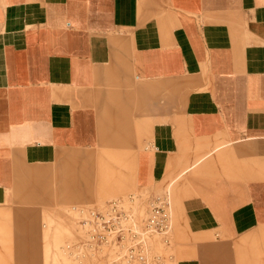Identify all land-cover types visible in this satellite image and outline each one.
<instances>
[{
    "label": "crops",
    "instance_id": "0c3cea01",
    "mask_svg": "<svg viewBox=\"0 0 264 264\" xmlns=\"http://www.w3.org/2000/svg\"><path fill=\"white\" fill-rule=\"evenodd\" d=\"M117 124L111 163H132L137 189L170 187L174 207L188 174L176 204L191 233L264 235V0H0V204L3 171L16 183L20 164L99 146ZM217 174L234 193L215 194Z\"/></svg>",
    "mask_w": 264,
    "mask_h": 264
},
{
    "label": "rangeland",
    "instance_id": "374dc122",
    "mask_svg": "<svg viewBox=\"0 0 264 264\" xmlns=\"http://www.w3.org/2000/svg\"><path fill=\"white\" fill-rule=\"evenodd\" d=\"M154 84L159 102H164V83L154 81ZM111 129V133L104 136L115 137L112 140L108 138L99 146L73 150L55 164H20L16 183L6 180L7 173L2 172V183L12 186L7 202L0 204V264H78L69 253L67 256L64 254L65 242L79 234L72 206L100 205L109 199L125 197L141 190L137 189L132 163H111L125 159L111 155L122 142L118 124ZM205 160V157L200 158L186 170L193 171L202 162L215 161L212 158ZM185 179L188 180V174L174 184L172 244L165 252L167 255L168 249H171L168 255H172V259L167 258L164 264H178L180 259H185L182 250L188 252V257H202L209 261L233 264H245L250 260L264 262L263 232L252 233L247 239L235 238L229 244L220 229L193 234L182 220L179 221L176 190ZM121 184H125V189L117 196L99 199L86 194L89 189ZM207 185L215 188L217 196H229L237 187L234 180L229 177L219 179L218 174L208 180ZM81 194L86 196L81 198ZM216 232L220 233L219 238L215 237ZM206 242L208 245L203 246Z\"/></svg>",
    "mask_w": 264,
    "mask_h": 264
},
{
    "label": "built area",
    "instance_id": "2783aa9c",
    "mask_svg": "<svg viewBox=\"0 0 264 264\" xmlns=\"http://www.w3.org/2000/svg\"><path fill=\"white\" fill-rule=\"evenodd\" d=\"M173 208L170 187L143 188L100 205H74L80 232L65 249L87 264H163L172 255L155 250L154 242L159 237L164 247L171 244Z\"/></svg>",
    "mask_w": 264,
    "mask_h": 264
},
{
    "label": "bare ground",
    "instance_id": "6f19581e",
    "mask_svg": "<svg viewBox=\"0 0 264 264\" xmlns=\"http://www.w3.org/2000/svg\"><path fill=\"white\" fill-rule=\"evenodd\" d=\"M127 196V195H126ZM79 232H80V229H79ZM154 244H155V250H159V251H161V252H163L164 254H165V252H166V249H167V247H164L163 246V243H162V240L159 238V237H156L155 238V242H154ZM172 244V243H171ZM171 250V249H170ZM169 249H168V252L170 251ZM172 251V250H171ZM168 252H167V255H168ZM64 254L67 256V251L66 252H64ZM170 254V253H169ZM69 256L73 259V261L75 262L76 261V263H78V264H87V263H85V262H83L84 260L82 259V258H78L77 256H76V254L74 255V256H72V255H70L69 254ZM169 256V255H168ZM76 257L79 259V260H77L76 259ZM169 259H172V257L171 258H169L168 257V260ZM170 261H172V260H170ZM165 262V261H164ZM164 264V263H163Z\"/></svg>",
    "mask_w": 264,
    "mask_h": 264
}]
</instances>
